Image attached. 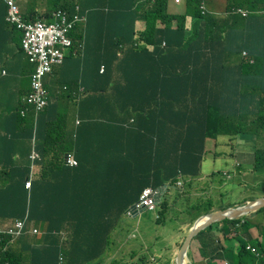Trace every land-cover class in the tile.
I'll list each match as a JSON object with an SVG mask.
<instances>
[{
	"label": "trees",
	"instance_id": "16d2710c",
	"mask_svg": "<svg viewBox=\"0 0 264 264\" xmlns=\"http://www.w3.org/2000/svg\"><path fill=\"white\" fill-rule=\"evenodd\" d=\"M47 2L45 17L25 19L52 21L54 11L64 10L85 22L71 32L61 65L68 78H57L59 90L49 92L42 112L30 110L23 117L22 99L34 71L15 69L17 61L29 59L23 33L8 23V7L0 0V70L7 72L0 71V84L12 90L0 112V264H24L26 236L35 237L29 264H60V254L61 264H106L117 245L113 233L144 188L176 187L182 179L171 202V190L162 196L155 223L179 217L172 204L192 191L205 143L218 137L255 144L249 173L264 196V14L258 13L264 0H227L226 12L245 8L246 18L217 15L212 0H184L180 13L170 12L169 0ZM139 21L146 25L141 33ZM63 102H71L77 116L70 130ZM33 140L39 156L31 161ZM67 154L75 157L76 167L62 163ZM32 162L40 171L26 189ZM220 174L212 176L221 179ZM254 198L244 196L218 209ZM201 199L183 220L189 227L215 208ZM257 211L264 215V208ZM17 219L42 234H25L27 226L12 238L7 231ZM194 238L202 261L188 264H264V225L246 216L214 223ZM144 248L134 249L125 264H148L146 257L134 259Z\"/></svg>",
	"mask_w": 264,
	"mask_h": 264
},
{
	"label": "crops",
	"instance_id": "0c3cea01",
	"mask_svg": "<svg viewBox=\"0 0 264 264\" xmlns=\"http://www.w3.org/2000/svg\"><path fill=\"white\" fill-rule=\"evenodd\" d=\"M18 2L25 17L26 16L29 18L42 17V16L45 17L46 13H48L49 11L47 0H18ZM172 2L173 0H169V10ZM174 13H179V12L176 11ZM145 28L146 25L143 21L137 22L136 24L137 33L143 32ZM17 36H18V41H20L21 33H18ZM13 43L12 46L17 51H19L21 45L19 43L18 44H13ZM23 67L30 68L32 71H35V65L30 63L27 59L25 60L24 63L22 61H17V63L15 64V69L17 70H21ZM3 71H2V75L5 76L6 74H4ZM63 77L68 78L67 74L64 73V71H61V66H56L54 67L52 74L49 75L47 79H45L50 82L48 84L45 83V86L48 87V91H50L51 95L59 90V85H57L56 83L57 78H63ZM3 85H4L3 83L0 84V112L4 110L3 107H8L10 101V94L12 93L11 89H7ZM60 108L65 113V118L67 124L69 125L68 129L70 130V128L73 125H76L77 123V116L75 114L74 107L72 106L71 102H63L60 104ZM227 138L231 144L232 152L236 153L237 155H241V154L247 155L249 163L251 165L253 150L252 148H249V151H245V148L248 147L247 145L250 144L251 141H242L237 139L236 137H227ZM209 141L212 140H207L205 143V155L207 153L215 154L213 152V149L216 148L217 143L214 142L210 147H208ZM236 163L238 164L237 166L235 165ZM201 169H202V163L200 168V177L192 181V191L190 193L187 192L186 194L183 195L181 199L177 200L176 203L172 204L176 213L179 214V217L176 220L168 218L165 219L160 224H156L154 220V225L152 226L153 229L152 232H149L148 230L144 232H140L139 234H137V237L135 238V235L133 234V232H136L133 224V219L135 217L133 216L128 217L123 215L119 227L113 233V239L115 240L118 246L116 245L114 247V252L110 254V258H114V256L119 255L123 259L125 255V258L127 257L130 259L129 255L133 253L134 249L138 248L128 245V248L125 252L124 247H126V245L124 244L130 241V243L135 242L136 244H138V246L140 245L145 246L144 250L140 251L137 254V256L134 257V259H137L138 257L142 256V257H146V260H148L149 257L153 256L155 258L162 257L170 261L174 260L176 253L178 251L179 240L182 239L184 236L186 237L190 229L188 224L183 223V220L187 218L186 214L188 213L189 207H191L193 201L195 199H198L199 196H203L204 194H206L209 195V197L210 196L213 197L214 185L212 181L219 178L213 177L212 174L216 172H221L215 170L209 175H203ZM250 170H251L250 166L248 169L245 170L242 168L241 163L238 160H236L233 162L232 168L228 172L234 173L235 176H239V174L240 175L246 174V172H249ZM35 172L39 174V167L35 168ZM222 179L225 180L223 177ZM179 180L181 182L180 187L167 185V188L165 189L164 195L166 194L167 190L172 191L170 202L174 197L175 188H181L184 185V181L182 179ZM203 189L205 191H203ZM259 197H262V195L259 194ZM216 200L217 202L214 203L215 208L212 211L220 210L218 209V207L220 205H223V201L221 199L218 198ZM10 223L11 221H7L6 223H4V225L6 226ZM157 232L164 233L166 235V238L161 243L156 242L153 244L151 239L156 238ZM250 232L254 238L258 237V233L255 229H251ZM129 236L134 237L135 239H130ZM34 238L35 237H30V236L25 237L28 244V250L30 248V241L34 240ZM122 238H124V241L121 240ZM219 240L223 243L221 236L219 237ZM161 246L165 247V250L163 252L160 251ZM199 249H200L199 239H195V238L192 239L187 252L188 259H191L193 261H202V257L199 254ZM28 250L24 255V264H29Z\"/></svg>",
	"mask_w": 264,
	"mask_h": 264
},
{
	"label": "built area",
	"instance_id": "2783aa9c",
	"mask_svg": "<svg viewBox=\"0 0 264 264\" xmlns=\"http://www.w3.org/2000/svg\"><path fill=\"white\" fill-rule=\"evenodd\" d=\"M8 6L7 21L13 27H16L23 33V49L30 63L35 65V71L31 76L30 92L23 97V104L26 106L21 115L24 117L30 110L35 113L42 112L49 104V91L45 86V79L52 74L54 67L61 66L66 58V55L70 51L72 45L71 32L79 25L85 22V17L80 16L78 13L69 15L64 10H56L52 14V21L47 19H38L36 21H27L25 16L22 15L20 6L17 0H3ZM181 0H175L178 4ZM203 0L202 4H204ZM79 7H77V10ZM229 13L240 15L243 18L249 16L250 11L245 8H233ZM260 14H264V8L258 11ZM165 45V44H163ZM252 62V60H250ZM104 70L102 67L101 72ZM6 74V71H3ZM34 113V114H35ZM36 115V114H35ZM32 151L30 154L31 161L38 158V152L35 148V140L32 142ZM65 166L74 167L77 165V161L74 156L67 154L63 158ZM223 176L228 179L230 174L223 173ZM34 178V173L30 175V179L26 182V189L31 187V181ZM176 186H181V182L178 180ZM160 196V188L153 189L151 187L144 188L138 198V201L129 208L125 215L130 217L134 213L139 215L141 209L147 211L157 210V199ZM29 226V230L25 234L39 236L42 232L32 225H27L26 220L17 219L14 221L12 227H10L7 233L16 238L22 235L24 228ZM66 231L61 233V239L66 238ZM249 248V246L247 247ZM59 263L63 261V255H59ZM152 264L153 259L151 260Z\"/></svg>",
	"mask_w": 264,
	"mask_h": 264
},
{
	"label": "rangeland",
	"instance_id": "374dc122",
	"mask_svg": "<svg viewBox=\"0 0 264 264\" xmlns=\"http://www.w3.org/2000/svg\"><path fill=\"white\" fill-rule=\"evenodd\" d=\"M214 3V11L217 15H222L225 12V8L227 6V0H212ZM179 5V6H178ZM184 8V0H181L180 3H176L175 0H173L170 12H182ZM45 83H50L48 80H45ZM214 142L217 143L216 148L213 149V153H207L202 161V169L201 172L203 175H209L212 172L216 171H229L232 168V164L234 161L238 160L243 169H248L250 166L248 156L245 154L237 155L236 153L232 152L231 150V144L227 137H218L212 141L208 142V147H210ZM248 147L245 148V151H249V148H252V150L255 149V144L250 142V144L247 145ZM232 175L229 179H225L224 181L221 179H215L213 180L214 190H213V197L209 195L204 194L203 196H199L201 199V203L205 202H211L216 203V199H221L223 201V204L227 203H237L239 200H241L244 196H253V197H259V194L257 192V189L255 186L257 185V180H254L249 172H246V174H242L239 176ZM233 177V178H232ZM262 178V177H260ZM222 181V185H219V182ZM233 182V183H232ZM231 185V186H230ZM251 186V187H250ZM203 191H205L203 189ZM264 197V196H262ZM238 205V204H237ZM243 216H246L247 219H249L250 222L253 224H257L259 227L263 225L264 221V215L262 211H255L250 212L247 214H244ZM224 221V220H223ZM134 229L136 232H133L135 235V238L137 237V234L140 232H144L148 230L149 232H152V226L154 225V215L148 211H142L139 216H136L133 219ZM256 230V229H255ZM257 231V230H256ZM259 232V230H258ZM130 239H135L134 237L129 236ZM166 238V235L162 232L156 233V238H152V243H161ZM185 236L179 240L178 242V248L180 247L182 241L184 240ZM124 241V238L121 239ZM261 242H264L263 239H261ZM126 242L124 245V251L126 252L128 245L133 247H139L138 244L135 242L130 243ZM165 250L164 246L160 247V251L163 252ZM250 253L256 255L252 248L248 250ZM258 256V255H256ZM114 259L112 264H125L126 261L129 260V258L122 259L119 255L114 256V258L108 259L107 263H110ZM156 264H166L169 262V264H174V260H166L162 257L156 258ZM196 263H200L201 261H194ZM189 263L188 257H186L185 264Z\"/></svg>",
	"mask_w": 264,
	"mask_h": 264
},
{
	"label": "water",
	"instance_id": "95a60500",
	"mask_svg": "<svg viewBox=\"0 0 264 264\" xmlns=\"http://www.w3.org/2000/svg\"><path fill=\"white\" fill-rule=\"evenodd\" d=\"M167 185H163L160 189V196L157 199L156 204L162 200V195L165 192ZM261 208H264V197H258L252 201H248L240 206L230 207L214 212H210L199 216L192 224L188 234L181 243L178 252L175 256V264H185L187 257V251L190 246L191 240L202 230L214 223H220L223 220H233L242 217L244 214L255 212ZM136 214L134 213L133 217Z\"/></svg>",
	"mask_w": 264,
	"mask_h": 264
},
{
	"label": "clouds",
	"instance_id": "9594fccd",
	"mask_svg": "<svg viewBox=\"0 0 264 264\" xmlns=\"http://www.w3.org/2000/svg\"><path fill=\"white\" fill-rule=\"evenodd\" d=\"M2 1H3V0H2ZM3 2H4V1H3ZM4 3H5V2H4ZM18 4H19V2H18ZM19 6H20V5H19ZM7 7H8V6H7ZM20 9H21V7H20ZM232 9H233V8H232ZM232 9H231V10H232ZM231 10H230V11H231ZM230 11L226 12V9H225L224 12H225V13H229ZM21 12H22V9H21ZM225 13H224V14H225ZM259 14H260V13H259ZM22 15L24 16L23 12H22ZM222 15H223V14H222ZM82 24H83V23H82ZM11 26H12V25H11ZM242 56L245 57V58L247 57L246 54H245V52L242 53ZM249 62H250V60H249ZM102 67H104V66H102ZM102 67H101V69H102ZM104 69H105V68H104ZM103 71H104V70H103ZM103 71H102V72H103ZM100 73H101V72H100ZM46 88H47V87H46ZM49 92H50V91H49ZM32 145H33V144H32ZM31 151H32V147H31ZM30 154H31V153H30ZM38 156H39V153H38ZM29 158H30V155H29ZM74 158H75V157H74ZM75 160H76V159H75ZM62 163H63V162H62ZM63 164H64V163H63ZM64 165H65V164H64ZM235 165L237 166L238 164L236 163ZM76 166H77V165H76ZM76 166H74V167H76ZM37 167H39V166L36 165V164H34V163L32 162V165H31V173H32V172L34 173V178H33V179H35V178L39 175L38 173L35 172V168H37ZM39 171H40V168H39ZM224 172H227L228 174H230V177H231L232 175H234V173H229L228 171H224ZM224 172H222V173L220 172V173H221V174H220L221 179H222V177H223L224 179H226V178L223 176V173H224ZM31 173H30V175H31ZM29 179H30V177H29ZM29 179H28V180H29ZM228 179H229V178H228ZM28 180H27V181H28ZM178 180H179V179H178ZM178 180H177V181H178ZM222 180H223V179H222ZM179 181H180V180H179ZM31 182H32V181H31ZM25 185H26V183H25ZM164 185H167V184H164ZM175 185H176V184H175ZM161 187H162V186H161ZM161 187H160V189H161ZM176 187H177V186H176ZM179 187H180V186H179ZM25 188H26V187H25ZM146 188H147V187H146ZM28 189H29V188H28ZM153 189H154V188H153ZM163 195H164V194H163ZM163 195H162V196H163ZM257 198H258V197H257ZM254 199H256V197H255ZM254 199H253V200H254ZM248 201H252V200H248ZM248 201H246V202H248ZM246 202H245V203H246ZM135 203H136V202H135ZM158 205H159V203L157 204V210H155V211H151V212L148 211V212H150V213H152V214L154 215V220H156V219L158 218V213H157V211H158ZM235 206H236V205H235ZM235 206H232V207H235ZM238 206H240V205H238ZM129 208H131V207H129ZM129 208H128V209H129ZM228 208H230V207H228ZM128 209H127V210H128ZM127 210H126V211H127ZM220 210H222V209H220ZM142 211H147V210H145V209H141L139 213H141ZM212 212H214V211H212ZM124 215H125V213H124ZM139 215H140V214H139ZM139 215L136 214V216H139ZM125 216H126V215H125ZM136 216H135V217H136ZM242 217H243V216H242ZM197 218H198V217H197ZM197 218H196V219H197ZM196 219H195V220H196ZM192 224H193V223H192ZM191 226H192V225H191ZM191 226H190V227H191ZM33 227H35V226H33ZM190 227H189V228H190ZM36 228H38V227H36ZM31 236H32V235H31ZM35 236H36V235H35ZM39 236H40V235H39ZM193 239H194V238H193ZM191 241H192V240H191ZM182 242H183V241H182ZM178 249H179V248H178ZM188 249H189V248H188ZM177 252H178V251H177ZM187 252H188V251H187ZM176 254H177V253H176ZM187 257H188V255H187ZM152 259H153V263L156 264V260H155L156 258L153 257V256H151V257L148 258V264H152V261H151ZM174 260H175V259H174ZM62 262H63V261H62ZM174 264H175V263H174ZM217 264H226V262H224V261H217Z\"/></svg>",
	"mask_w": 264,
	"mask_h": 264
}]
</instances>
